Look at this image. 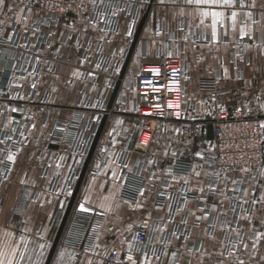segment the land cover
<instances>
[{
	"label": "crops",
	"instance_id": "crops-1",
	"mask_svg": "<svg viewBox=\"0 0 264 264\" xmlns=\"http://www.w3.org/2000/svg\"><path fill=\"white\" fill-rule=\"evenodd\" d=\"M101 1L106 9L116 3L110 11L113 23L116 22L115 28L102 30L96 25H88L96 0H81L80 12H67L52 32L57 41L65 33L72 35L81 31L82 40L90 34L103 43L101 55L108 66L103 71L101 83L97 77L100 60L81 58L77 45L57 42L55 46L45 48L44 53L48 56H62L69 63L56 62L53 71L43 69L35 82L31 73L13 75L18 58H12L13 53L8 48L2 49L0 78L5 85L10 83V94L21 89L26 92L33 87L37 97H48L50 107L46 119L37 113L27 126L25 142L28 143L10 149L6 155L10 163L9 174L0 180V250L4 252V264H8L9 259L12 264H45L79 175L77 170L81 160V154L71 152L69 142L64 143L63 148L46 146L50 129L53 123L67 122L74 114L89 115L93 119L98 117L110 95L107 82L118 76L137 23L148 6V0H125L123 8L121 0ZM19 2L17 9L1 18L6 25H15L21 38L27 39L35 13L28 8L24 15L29 0ZM213 11L224 13L216 25L215 41L210 14ZM202 12L209 15L202 16ZM232 12L237 13L235 23ZM132 16L134 26L132 22L128 26V19ZM86 24V29L82 30ZM241 29H244L243 35ZM168 55L179 61L187 74L183 107L187 108V100L195 101L196 106L185 110L183 118L172 125H159L152 148L145 153L134 148L139 130L135 115L111 114L106 117L96 149L107 161L97 175L85 172L69 214L84 213L79 210L81 204L89 209L87 212L103 214L96 245L73 260V250L59 242L49 264H132L131 260L123 258L129 244L136 254V264H240V261L243 264H264V167L259 171L255 193H252L253 181H250L246 184L245 197L230 196L244 187L239 179L252 172L241 170L233 180L236 183L220 184L221 192L215 195V204L210 209H206L198 198L206 188L201 168L195 167L187 177L167 172L174 151L189 156L202 140L212 109L228 110L237 102L264 106V0H233L231 6L154 0L114 101L127 102L131 107L137 103L140 95L133 87V75L135 77L138 70L158 63L160 56ZM118 58H123L120 68L112 70ZM202 77H219L222 94L198 89L197 81ZM203 93H207L210 102L205 103ZM0 123H3L1 119ZM14 127L13 119L4 122L5 130L12 131ZM2 144L0 142V156ZM154 149L159 150L153 152ZM120 151L126 153L123 166L116 161ZM9 155L14 159L8 160ZM89 165L94 164L89 162ZM140 165L145 182L140 191L143 190L144 194L140 195L139 191L136 202L122 199L120 190L124 184L131 182L138 186L140 179L132 173ZM163 184H167L166 189L172 193V202L178 204L172 220L167 218L164 209L153 206L154 195ZM185 187L188 190L183 199L181 194ZM251 198L256 203L247 212ZM234 200L239 206L235 215L230 208ZM197 216H207L208 219L197 220ZM234 216H237L236 223ZM144 218L157 223L148 241L139 244L134 239V230ZM175 227L185 230L181 235L172 233L164 238L165 233ZM165 242L163 254L158 255V248ZM112 251L115 257L111 263L106 257ZM229 251L232 255H228ZM172 253L176 256L173 257Z\"/></svg>",
	"mask_w": 264,
	"mask_h": 264
},
{
	"label": "built area",
	"instance_id": "built-area-1",
	"mask_svg": "<svg viewBox=\"0 0 264 264\" xmlns=\"http://www.w3.org/2000/svg\"><path fill=\"white\" fill-rule=\"evenodd\" d=\"M104 1L107 2L108 0ZM80 2L81 0H29L24 15L29 8L35 13V17L32 19L31 30L27 39L21 38L15 25H6L0 21V57L2 56V49L8 48L13 53L12 58H18L13 75L31 73L32 81L35 82L43 69L53 71L56 62L69 63L65 57H50L44 53L45 48L53 47L57 42H63L77 45L80 49V57L83 59L91 60L94 58L98 62L100 60L97 77L100 83L103 81V71L108 64L104 56L101 55L102 42L96 41L90 34L88 38L82 40L81 31L73 32L72 35L65 33L59 41L52 36L53 28L61 23L67 12L72 14L80 12ZM101 2V0H96L91 11V17L87 21L88 25H96L98 29L102 30L115 28L116 22L113 23L110 11L116 3L106 9L105 3ZM124 4L125 0H121L120 6L122 8ZM133 16L128 19V26L131 22L134 26ZM135 19H137V14ZM86 26L87 24L82 30L86 29ZM122 59L115 60L112 70H119ZM152 69L158 71L154 73ZM174 71L175 75H173ZM186 78L187 74L179 61L169 55L160 56L158 63L137 71L133 87L135 86L138 90L140 100L137 103L134 102L132 107L127 102L114 101L112 107L107 109V101L96 119L89 117V115L86 117L85 114L84 116L74 114V117L67 122L57 121L53 123L50 129L46 146L63 148L64 143H71L69 144L71 145V152L81 154L77 170L78 175L101 119L111 114H132L139 121L134 148L143 153L148 152L152 148L154 133L159 125H170L181 120L183 114L182 97L185 91ZM116 79L117 77H114V79L106 81L107 87L111 91ZM220 83L219 77H202L197 81V88L203 91H217ZM10 86V83L5 85L0 78V119L3 121L0 123V142L3 143L0 156V180L6 179L9 174L10 163L6 160L8 151L19 147L26 141L27 126L34 120L36 114L40 113L45 119L50 114L47 96L37 97V92L33 87L28 88L26 92L21 89L10 94ZM169 102H172L173 107L168 106ZM8 118L15 121V127L12 131L4 128V122ZM208 122L212 126V139L207 140L204 131L202 140L194 146L189 156L174 151L170 157V167L167 170L171 174L187 177L195 167L201 168L206 180V188L198 198L206 209H210L215 204L214 197L221 192L220 184L225 186L228 182L233 181L241 170L257 171L264 166V128L261 127L264 124V106L259 103L237 102L228 110L213 111L206 123ZM96 148L97 145H95L90 160V164L93 163L94 165H89L86 170L91 176L97 175L101 165L107 161ZM156 150L154 149L153 152H158L159 149ZM116 161L122 166L126 164L125 151L119 152ZM141 167L142 165L132 173L140 179L138 186L131 182L124 184L120 190L122 199L132 202L138 201L139 191L145 183L141 174ZM126 178L128 179L127 176ZM251 180L252 174L239 179L240 185L244 187L238 188L236 190L238 193H233L230 196L240 199L245 197L247 193L246 184ZM166 187L167 184L161 185L155 193L153 206L164 209L167 212V218L172 220L175 211L178 209V204L172 202V193ZM187 190L188 188L185 187L182 191L181 197L183 199L186 198ZM230 206L232 213L238 211L237 200H234ZM103 219V214L97 211L69 215L59 242L73 250V260H77L82 253L91 251L95 247ZM156 223L148 218L142 219L134 230L136 243L145 244L149 234L156 228ZM184 230L175 227L173 231L166 232L164 238L172 233L181 235ZM165 244L166 242L162 243V246L158 248V255L163 254ZM135 255L132 250H127L124 252L123 258L129 260V256H131L134 260ZM114 257L112 251L107 255L106 260L112 263Z\"/></svg>",
	"mask_w": 264,
	"mask_h": 264
},
{
	"label": "water",
	"instance_id": "water-1",
	"mask_svg": "<svg viewBox=\"0 0 264 264\" xmlns=\"http://www.w3.org/2000/svg\"><path fill=\"white\" fill-rule=\"evenodd\" d=\"M153 1L154 0H149L148 6H147L145 12L142 14V16L140 17V19H139V21L137 23V26H136V29L134 31L133 38H132L129 50H128L127 55H126V57H125V59H124V61L122 63V66H121V68L119 70V73H118V76H117V79H116V82H115V84L113 86V89L111 91V94H110V97H109V100H108V103H107V106H106L107 109H110L112 107L113 103H114L116 94H117V92L119 90V87L121 85V82H122V80H123V78H124V76L126 74V70H127L128 64H129L131 53H132V51H133V49H134V47L136 45V42H137V40L139 38L140 32L142 30V27L144 25V22L146 20L147 15H148V12H149V9H150V4ZM105 120H106V116H104L102 118L101 122H100L99 128H98L97 133H96V135L94 137V140L92 142L90 150H89V152H88V154H87V156L85 158L83 166H82V168L80 170V173H79V175L77 177V180H76L75 185L73 187L72 193H71V195L69 197V200L67 202L65 211H64L63 216L61 218V221L59 223L58 229H57L56 234L54 236V239H53V242H52V245H51V248H50V251H49V254H48V257L46 259L45 264H49L51 256H52L56 246L58 245V243L60 241L61 234H62L63 229L65 227V224L67 222L68 216H69V214L71 212V209L73 207L74 201H75V199L77 197L78 191L80 189L81 183L83 181L85 172H86L87 167L89 165V162L91 160L93 150L95 148L96 142H97L98 137H99V135L101 133V130L103 128ZM205 138L207 140H211L212 139V126H211V124L209 122L206 124V127H205Z\"/></svg>",
	"mask_w": 264,
	"mask_h": 264
},
{
	"label": "snow or ice",
	"instance_id": "snow-or-ice-1",
	"mask_svg": "<svg viewBox=\"0 0 264 264\" xmlns=\"http://www.w3.org/2000/svg\"><path fill=\"white\" fill-rule=\"evenodd\" d=\"M0 2H2V0H0ZM188 3H195L196 5H221V6H231L233 4V0H187ZM244 4L243 2L241 3V7H243ZM211 14V17H212V38H213V41L216 40V25H217V22L218 20H220L221 18H223L224 16V13L223 12H219V11H213L210 13ZM202 16H208L209 13L208 12H202L201 13ZM248 16H251V13H248L247 14ZM237 16V13L236 12H232L231 13V17H232V20H233V23H235V18ZM203 22V21H201ZM244 34V29H241V35ZM152 71L155 73L157 72L158 70L157 69H152ZM173 75H175V71L173 72ZM170 108L173 107V104L172 102H169V105H168ZM178 107V104L176 105ZM13 111H15V109H13ZM119 123V122H118ZM262 128H264V124L261 125ZM175 155V154H174ZM199 155V154H197ZM14 157L12 155H9L8 156V160H13ZM115 175V174H114ZM197 176L200 175V173H196ZM188 181L187 179H185V184H187ZM233 183H236L235 181H233ZM201 191H203V189H201ZM143 190L140 191V195H143ZM256 201L254 200L253 201V204H255ZM140 205H137V207H139ZM79 210L81 212H87L89 211V209H87L85 207L84 204H81L80 207H79ZM215 210V209H214ZM197 220H201V219H208L207 216H204V217H200V216H197L196 217ZM6 235H11L10 233H6ZM173 235H175V233H173ZM41 247H43V245H41ZM132 249V245L129 244V250ZM21 257L23 256V253L20 254ZM228 255H232V252L229 251ZM4 256V252L2 250H0V264H4V261L2 259V257ZM61 256H63V253H61ZM172 256L175 257L176 256V253H172ZM129 260H131L132 264H136V261L135 260H132V257L129 256ZM8 264H12V260L9 259L8 260ZM240 264H243V261H240Z\"/></svg>",
	"mask_w": 264,
	"mask_h": 264
},
{
	"label": "rangeland",
	"instance_id": "rangeland-1",
	"mask_svg": "<svg viewBox=\"0 0 264 264\" xmlns=\"http://www.w3.org/2000/svg\"><path fill=\"white\" fill-rule=\"evenodd\" d=\"M20 0H2V2H0V21H2L3 22V19L1 18L2 16H6V15H9V13H12V11H14V9L16 8L17 9V7H18V5L20 4V2H19ZM3 4H5L6 6H4V7H2L3 6ZM137 75V72L135 73V76ZM133 78H134V75H133ZM185 84H186V82H185ZM219 88H220V86H219ZM217 89V91H214L216 94H222V92L220 91V89ZM203 95V97H204V101H205V103H207V102H210L211 101V99L209 98V96L207 95V93H203L202 94ZM185 96V91H184V95H183V97H182V108H183V114H184V111L185 110H187L188 108H194L195 106H196V102L195 101H189V100H187V108H184L183 107V102L185 101L184 100V97ZM202 97V98H203ZM258 100V102H259V100L260 99H257ZM263 100V99H262ZM189 101V102H188ZM261 103V102H260ZM263 103V102H262ZM248 104H250V103H248ZM251 104H254V103H251ZM217 110H223V109H216V108H214V109H212L211 111H210V113L208 114V115H210L213 111H217ZM183 114H182V118H183ZM170 125H172V124H170ZM161 126H164V125H161ZM165 126H169V125H165ZM29 132V131H28ZM30 133V132H29ZM27 140V139H26ZM28 143V141L27 142H25V144H27ZM264 167V166H263ZM261 169V168H260ZM260 169H258L257 171H253V170H251L252 172H251V174H252V180H251V182L253 181V183H252V185H251V190H252V193H255L256 192V188H257V185H258V177H259V171H260ZM253 198V197H252ZM251 198V200L249 201V204H248V206H247V209H246V211L247 212H249V210H250V208L252 207V204H253V199ZM236 212V211H235ZM238 212V211H237ZM234 215H235V213H234ZM234 222L236 223L237 222V216H234ZM234 226H236L235 224H234Z\"/></svg>",
	"mask_w": 264,
	"mask_h": 264
}]
</instances>
